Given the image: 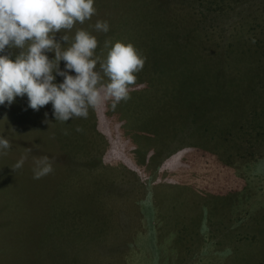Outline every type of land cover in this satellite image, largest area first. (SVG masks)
I'll return each mask as SVG.
<instances>
[{
    "label": "rangeland",
    "instance_id": "obj_1",
    "mask_svg": "<svg viewBox=\"0 0 264 264\" xmlns=\"http://www.w3.org/2000/svg\"><path fill=\"white\" fill-rule=\"evenodd\" d=\"M94 7L63 47L85 29L102 60L131 42L144 68L87 119L0 105V264H264V0ZM42 156L54 171L34 179Z\"/></svg>",
    "mask_w": 264,
    "mask_h": 264
},
{
    "label": "clouds",
    "instance_id": "obj_2",
    "mask_svg": "<svg viewBox=\"0 0 264 264\" xmlns=\"http://www.w3.org/2000/svg\"><path fill=\"white\" fill-rule=\"evenodd\" d=\"M94 3L95 0H0V105L7 102L10 106L16 97L26 94L28 107L38 111L51 102L55 120L67 122L72 118L87 119L90 108L96 109L106 101H111L115 110L121 101L131 98L136 74L147 59L133 43L115 42L106 60H102L95 55L97 37L88 30H77L67 48L63 45L69 42L68 35L57 39L62 30L70 31L77 22L83 24L91 19L96 13ZM94 27L98 32L109 31L106 20H98ZM49 53H54V58ZM61 61L65 62L63 70ZM57 76L63 81L55 83ZM76 131L83 129L78 126ZM10 147L9 140L0 137V150ZM30 152L29 148L20 157L12 167L14 171L22 168ZM33 164L34 179L54 171L48 156L34 158Z\"/></svg>",
    "mask_w": 264,
    "mask_h": 264
}]
</instances>
